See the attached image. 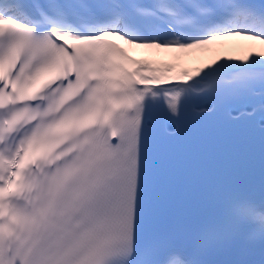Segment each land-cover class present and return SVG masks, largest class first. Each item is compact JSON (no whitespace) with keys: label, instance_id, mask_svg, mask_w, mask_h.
<instances>
[{"label":"snow or ice","instance_id":"1","mask_svg":"<svg viewBox=\"0 0 264 264\" xmlns=\"http://www.w3.org/2000/svg\"><path fill=\"white\" fill-rule=\"evenodd\" d=\"M257 88L264 0H0V264H161L167 236L143 235L155 118L240 123Z\"/></svg>","mask_w":264,"mask_h":264},{"label":"clouds","instance_id":"2","mask_svg":"<svg viewBox=\"0 0 264 264\" xmlns=\"http://www.w3.org/2000/svg\"><path fill=\"white\" fill-rule=\"evenodd\" d=\"M239 239L244 247L264 241V202H257L244 194L225 200L217 219L202 224L192 235V254L182 251L166 255L161 264H193V261L208 252L230 245Z\"/></svg>","mask_w":264,"mask_h":264},{"label":"bare ground","instance_id":"3","mask_svg":"<svg viewBox=\"0 0 264 264\" xmlns=\"http://www.w3.org/2000/svg\"><path fill=\"white\" fill-rule=\"evenodd\" d=\"M224 54H228V51H226ZM195 58L196 59H194V63L193 64H195V63L199 64V62L197 60H200V59H203V58H206V57L203 54H197L195 56Z\"/></svg>","mask_w":264,"mask_h":264}]
</instances>
